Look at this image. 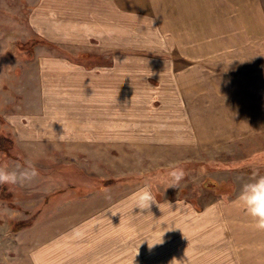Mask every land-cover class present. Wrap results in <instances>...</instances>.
I'll return each instance as SVG.
<instances>
[{
    "label": "rangeland",
    "instance_id": "obj_1",
    "mask_svg": "<svg viewBox=\"0 0 264 264\" xmlns=\"http://www.w3.org/2000/svg\"><path fill=\"white\" fill-rule=\"evenodd\" d=\"M168 1L0 0V167L38 172L0 184V264H264L235 203L264 176V0Z\"/></svg>",
    "mask_w": 264,
    "mask_h": 264
},
{
    "label": "clouds",
    "instance_id": "obj_2",
    "mask_svg": "<svg viewBox=\"0 0 264 264\" xmlns=\"http://www.w3.org/2000/svg\"><path fill=\"white\" fill-rule=\"evenodd\" d=\"M58 138L60 140L65 139V130L64 134L60 135ZM37 176L38 172L31 164L23 168L17 165L16 168L12 170H8L7 166L0 167V184L24 185L33 181ZM170 176L172 177V182L169 183L168 187L178 188L179 182L185 176V172L183 169H177L172 171ZM132 200L134 202L132 210L134 208H139L141 213H143L144 210H150L151 205L154 203L161 208V205L156 201L155 196L147 186L140 188L136 193H134ZM235 203L256 222L257 229L264 230V176L253 173L252 179L243 184L241 192ZM169 206L172 207L171 204H169ZM159 243H163V240L161 239L158 243L149 246V248L151 249L154 245Z\"/></svg>",
    "mask_w": 264,
    "mask_h": 264
},
{
    "label": "crops",
    "instance_id": "obj_3",
    "mask_svg": "<svg viewBox=\"0 0 264 264\" xmlns=\"http://www.w3.org/2000/svg\"><path fill=\"white\" fill-rule=\"evenodd\" d=\"M192 1L196 4L203 2L205 3L204 9H208V10L199 12V7L197 6L196 10L200 14L198 13L197 15H194L196 18H202V16H205V15H207L208 18L221 17V16H225L226 13L227 14L231 13V15H233L234 13L231 10L235 9V6L236 7L238 6L236 4L238 0H192ZM168 2L172 4L175 3V1H171V0H169ZM179 3H184V0H179ZM246 4L249 5V2L246 1ZM202 9L203 7L201 5V10ZM194 16H191V17H194ZM182 17L183 15H181V19Z\"/></svg>",
    "mask_w": 264,
    "mask_h": 264
},
{
    "label": "trees",
    "instance_id": "obj_4",
    "mask_svg": "<svg viewBox=\"0 0 264 264\" xmlns=\"http://www.w3.org/2000/svg\"><path fill=\"white\" fill-rule=\"evenodd\" d=\"M42 42L47 43V41L43 40V39L42 40H40V39L35 40V43H42ZM13 144H14V141L11 139V137H7L5 135L0 134V150L1 151L6 152L10 155L11 154L10 151L12 149ZM105 183L107 184L109 182L106 181ZM1 191H2L1 196L3 199H9L10 198L11 194L9 191H7L5 185L2 186ZM31 221H32V217L30 219L28 218L24 221L23 220H18V221L14 220V221H11V224H12L13 229H21V228H24L27 225H29L31 223Z\"/></svg>",
    "mask_w": 264,
    "mask_h": 264
}]
</instances>
